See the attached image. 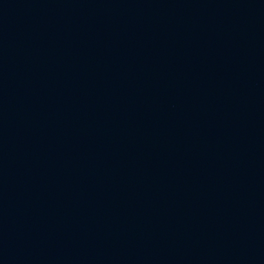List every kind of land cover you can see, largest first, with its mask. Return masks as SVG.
Returning <instances> with one entry per match:
<instances>
[{"label":"water","instance_id":"1","mask_svg":"<svg viewBox=\"0 0 264 264\" xmlns=\"http://www.w3.org/2000/svg\"><path fill=\"white\" fill-rule=\"evenodd\" d=\"M61 264H264V0H44Z\"/></svg>","mask_w":264,"mask_h":264}]
</instances>
